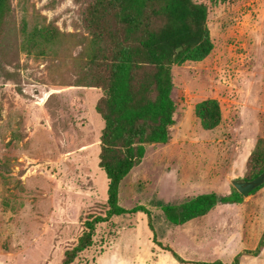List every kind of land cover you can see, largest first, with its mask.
Here are the masks:
<instances>
[{"label":"rangeland","instance_id":"1","mask_svg":"<svg viewBox=\"0 0 264 264\" xmlns=\"http://www.w3.org/2000/svg\"><path fill=\"white\" fill-rule=\"evenodd\" d=\"M89 0H12L0 32V264H61L83 218L105 215L99 167L103 96L86 80L99 51L84 25ZM208 8L214 45L201 62L173 67L176 124L168 144L148 145L120 185L119 205L145 213L98 225L74 264H264V188L240 204L176 226L161 209L204 193L230 195L250 177L264 138V0H194ZM217 99L223 120L203 129L198 103ZM162 245V247L160 246ZM170 247L184 261L177 260Z\"/></svg>","mask_w":264,"mask_h":264},{"label":"trees","instance_id":"2","mask_svg":"<svg viewBox=\"0 0 264 264\" xmlns=\"http://www.w3.org/2000/svg\"><path fill=\"white\" fill-rule=\"evenodd\" d=\"M229 1L233 0L213 2ZM11 11L12 0H0V32ZM208 16V8L194 0L88 1L83 22L99 51L90 62L86 80L103 92L96 111L105 123L99 167L109 181L108 209L105 215L92 213L83 218L82 234L64 252L61 264H74L93 246L98 225L114 217L145 213L152 226L151 211L145 206L125 209L119 205L120 185L143 162L148 145L170 142L178 110L172 97L173 67L201 62L212 53L214 45ZM195 114L207 131L218 128L223 120L217 99L198 103ZM248 167L250 177L243 181H251L264 173V138L259 139ZM3 168L0 163V170ZM262 188L264 185L250 195ZM242 202L243 195L235 189L227 196L204 193L181 204H163L161 209L170 222L182 226L205 217L219 205ZM163 249L184 263L170 247ZM263 249L264 235L254 253L260 254ZM233 264H240L239 256Z\"/></svg>","mask_w":264,"mask_h":264},{"label":"water","instance_id":"3","mask_svg":"<svg viewBox=\"0 0 264 264\" xmlns=\"http://www.w3.org/2000/svg\"><path fill=\"white\" fill-rule=\"evenodd\" d=\"M180 50V49H179ZM264 185V173L257 176L251 181H235L234 187L244 197L250 196V194Z\"/></svg>","mask_w":264,"mask_h":264}]
</instances>
